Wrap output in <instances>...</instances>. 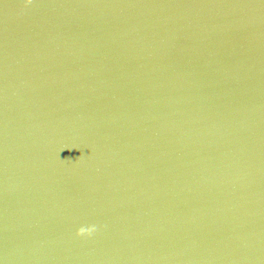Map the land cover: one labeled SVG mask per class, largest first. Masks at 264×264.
Instances as JSON below:
<instances>
[{
  "label": "water",
  "instance_id": "water-1",
  "mask_svg": "<svg viewBox=\"0 0 264 264\" xmlns=\"http://www.w3.org/2000/svg\"><path fill=\"white\" fill-rule=\"evenodd\" d=\"M0 264H264V0H0Z\"/></svg>",
  "mask_w": 264,
  "mask_h": 264
},
{
  "label": "clouds",
  "instance_id": "clouds-1",
  "mask_svg": "<svg viewBox=\"0 0 264 264\" xmlns=\"http://www.w3.org/2000/svg\"><path fill=\"white\" fill-rule=\"evenodd\" d=\"M27 4H31L32 0H26ZM96 226L95 225H88V226H80L77 231L76 235L78 237H89L91 236L95 231H96Z\"/></svg>",
  "mask_w": 264,
  "mask_h": 264
}]
</instances>
